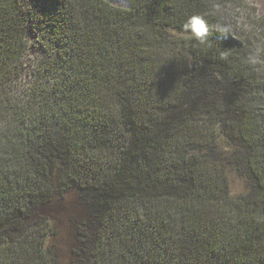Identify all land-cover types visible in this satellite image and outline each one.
Segmentation results:
<instances>
[{
	"label": "trees",
	"instance_id": "16d2710c",
	"mask_svg": "<svg viewBox=\"0 0 264 264\" xmlns=\"http://www.w3.org/2000/svg\"><path fill=\"white\" fill-rule=\"evenodd\" d=\"M125 1L0 0V264H264V15Z\"/></svg>",
	"mask_w": 264,
	"mask_h": 264
},
{
	"label": "rangeland",
	"instance_id": "374dc122",
	"mask_svg": "<svg viewBox=\"0 0 264 264\" xmlns=\"http://www.w3.org/2000/svg\"><path fill=\"white\" fill-rule=\"evenodd\" d=\"M114 6L128 7V3L125 0H106ZM249 3L257 9L259 15H264V0H248ZM30 48L26 60V73L23 77V83L31 80L34 74V65L37 59L44 53L43 46L40 43V38L37 36L35 30H31L29 33ZM231 190L233 195H238L244 192L245 183L244 179L235 173L231 174Z\"/></svg>",
	"mask_w": 264,
	"mask_h": 264
},
{
	"label": "clouds",
	"instance_id": "9594fccd",
	"mask_svg": "<svg viewBox=\"0 0 264 264\" xmlns=\"http://www.w3.org/2000/svg\"><path fill=\"white\" fill-rule=\"evenodd\" d=\"M185 32L189 33L195 40L200 43H205L209 32V27L205 15L192 14L183 24ZM222 32H227V28L219 29ZM249 66L255 67L258 64H264V57L261 55L260 49L254 52H249L245 61Z\"/></svg>",
	"mask_w": 264,
	"mask_h": 264
}]
</instances>
